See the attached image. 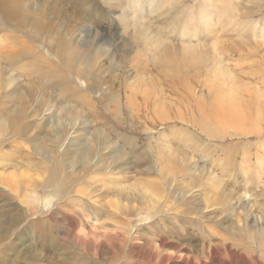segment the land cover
Masks as SVG:
<instances>
[{
	"label": "rangeland",
	"instance_id": "obj_1",
	"mask_svg": "<svg viewBox=\"0 0 264 264\" xmlns=\"http://www.w3.org/2000/svg\"><path fill=\"white\" fill-rule=\"evenodd\" d=\"M9 1L13 15L0 19V264H233L224 242L244 257L254 251L242 225L264 221V116L252 99L259 91L264 104V0L140 9L135 0ZM135 7L162 45L133 34ZM59 37L74 42L71 71L28 77L31 57L15 55L38 56L45 74L60 66ZM180 43L201 44L207 60L171 69ZM230 90L240 120L216 112ZM139 185L159 195L153 209L130 189L116 195Z\"/></svg>",
	"mask_w": 264,
	"mask_h": 264
},
{
	"label": "bare ground",
	"instance_id": "obj_2",
	"mask_svg": "<svg viewBox=\"0 0 264 264\" xmlns=\"http://www.w3.org/2000/svg\"><path fill=\"white\" fill-rule=\"evenodd\" d=\"M150 0H135L134 2V5L136 4L137 6H139L138 8H142L144 3H148ZM207 1H210V0H207ZM212 1V0H211ZM210 1V2H211ZM215 1V0H213ZM218 0H216L217 2ZM166 2L168 3H171L170 0H166ZM221 2V1H220ZM165 3V2H164ZM212 3V2H211ZM215 3V2H214ZM218 3V2H217ZM223 3V1H222ZM165 5V4H164ZM168 5V4H167ZM145 6V5H144ZM169 7L171 6V4L168 5ZM166 7V6H164ZM168 7V8H169ZM181 7V6H180ZM167 8V9H168ZM184 8V7H182ZM151 9V8H150ZM160 6L159 5H155L153 7V11L154 13H157L158 15H160ZM14 10V1L10 2L9 0H0V13L2 14V18H0L3 23H6L7 24V19L8 17H10L11 15H13V13L11 11ZM137 7H135L134 9V15L133 13L129 14V15H133V16H130L131 20H132V29H133V34H138L140 39H142L144 42H145V45L146 47L148 46H160L163 44V41L161 39V37L159 36V34L154 32L153 36H150V27L148 25H146L145 21H138L137 19L139 17H143V14H142V10L140 11V13H138L137 11ZM170 10V9H169ZM176 10V9H175ZM180 10V9H179ZM166 11V10H165ZM165 13V12H164ZM167 13V12H166ZM176 13V12H175ZM206 13V12H205ZM140 14V16H138ZM156 14V15H157ZM203 14V13H202ZM208 14V13H207ZM210 14V13H209ZM176 15V14H175ZM209 17H211V15H207ZM202 16L200 15L199 18H201ZM127 18V17H126ZM137 18V19H136ZM205 18V17H204ZM12 19V18H11ZM144 19V17L142 18ZM141 19V20H142ZM130 20V21H131ZM194 22V21H193ZM15 25V24H14ZM18 25V23L16 24ZM15 25V26H16ZM19 27V26H18ZM17 29V27H16ZM15 29V30H16ZM18 30H21L20 28ZM17 30V31H18ZM71 31V30H69ZM174 31V30H173ZM178 32V31H177ZM53 33V32H51ZM72 33V32H70ZM183 35H186L184 34L183 32L180 33V36H183ZM255 36V35H254ZM69 39V38H68ZM71 39V38H70ZM181 39V38H180ZM68 41V40H67ZM143 42V43H144ZM14 43V42H13ZM74 42L71 43L70 42H67L64 41L63 39H61L60 37L56 39L55 41V46L54 47H57L58 50H56V58L58 59L59 61V65L58 68L57 66H55L53 63H49L50 64V71L43 74L42 72V64H43V61L39 60L38 56H34L33 54H28V51L26 52H19L17 53V55H15L16 57L18 58H15V59H18L19 61L22 60V58H24L25 56L27 57H31L29 63L25 64L24 67H23V71L26 70L25 67H27L28 69L26 70L27 71V76L28 77H34L36 79L37 82H39L41 79H52V78H57L58 77V70H60V67L61 66H65L67 67V69H69V71H71L72 68H69L68 66V63L66 65V60H68V62L70 61L71 65H72V62L74 61V57L76 55V52H75V49H73L72 47V44ZM217 45L219 46V41L216 42ZM15 44V43H14ZM197 44V43H196ZM181 44L180 43V51H182V55L183 57L181 59H179V62L177 60V62L175 61V58H174V62H171L173 63V66L171 67V69H176V71H181V70H186L188 68V66H197V65H201L204 61L207 60V58L203 55L202 53V48L203 46L201 44ZM207 44V43H206ZM18 45V44H17ZM148 45V46H147ZM165 46V45H164ZM167 46V45H166ZM60 48V49H59ZM149 48V47H148ZM157 48V47H156ZM204 50H208V49H204ZM211 50L213 52V55H215V57H217V52H216V49H215V46H211ZM223 50V49H222ZM209 51V50H208ZM207 51V52H208ZM179 53V54H181ZM212 54V53H210ZM212 55V56H213ZM174 56V55H173ZM181 56V55H180ZM210 56V57H212ZM175 57V56H174ZM214 57V56H213ZM220 57V56H219ZM13 58V59H14ZM172 58V57H171ZM228 58V56H227ZM12 60V59H11ZM17 61V60H16ZM18 61V62H19ZM170 60H168L169 62ZM187 61L189 63H187ZM211 61V60H210ZM165 63V62H164ZM217 63V62H216ZM11 64V63H10ZM170 64V63H169ZM205 64V63H204ZM165 65V64H164ZM157 66V65H156ZM162 67V66H161ZM217 67V66H216ZM170 68V67H169ZM163 69V68H161ZM218 69V67H217ZM164 70V69H163ZM44 71V70H43ZM47 71V69H46ZM169 71V70H168ZM175 72V71H174ZM227 72V71H226ZM60 73V72H59ZM165 73H166V70H165ZM170 73V72H168ZM173 73V72H172ZM171 75V74H170ZM179 75V74H178ZM219 76H221L222 79L225 78H230L229 77V74L227 73H220L218 74ZM232 75V74H231ZM172 76V75H171ZM167 78V77H166ZM11 79V78H10ZM10 81V80H9ZM10 83V82H9ZM66 83L69 85L70 84V80L68 79L66 81ZM65 83V84H66ZM33 87L37 88L36 90L40 89L41 87L40 86H35L33 85ZM232 88V87H231ZM188 91V90H187ZM189 92V91H188ZM20 94V93H19ZM21 95H24V93H21ZM27 96V95H26ZM238 96V95H237ZM263 97V96H262ZM261 95L259 93V91H255L254 94L252 95V99H253V103H254V109H255V112H256V115L258 117H261V116H264V104L262 103L261 101ZM237 100L238 98L236 97V95H234V93L231 92H228V93H222V95L220 94V96L216 99V112H220V113H223L225 112L226 115L231 116L232 118H238L240 120L241 116H239V108L237 106ZM263 100V98H262ZM252 101V100H251ZM240 104V103H239ZM241 106V105H240ZM69 110V109H68ZM241 115V114H240ZM205 116V115H204ZM243 116V115H242ZM227 117V116H226ZM240 117V118H239ZM259 119V118H258ZM245 120V119H244ZM254 120V119H253ZM252 121V120H251ZM263 121V120H262ZM258 122V121H257ZM202 123V122H201ZM242 123V122H241ZM198 125V124H197ZM206 126H204L203 128L205 129ZM201 128V127H200ZM202 128V129H203ZM209 129V127H208ZM207 128L205 129V134H206V130H208ZM209 131V130H208ZM211 134V133H210ZM182 158V157H181ZM165 175V174H164ZM164 178V176H163ZM215 179V178H214ZM216 182V181H215ZM138 185V184H137ZM211 186V185H210ZM221 186V185H220ZM157 188V187H156ZM215 188V187H214ZM130 189V190H129ZM116 195L118 197H120L122 195V193H124L126 190H129V194H131L132 196H137L139 197L140 199V205L143 207L144 210H149V209H153V207L155 205L158 204V202L160 201V197L157 193L151 191L149 188H147L146 186L144 185H139V186H130V187H126V186H122V187H116ZM157 190V189H156ZM217 190V189H216ZM158 192V190H157ZM229 195V194H228ZM131 200V199H130ZM225 200V199H224ZM226 200H227V197H226ZM135 201V200H134ZM229 205V204H228ZM243 208V207H242ZM245 209L241 210L240 212H233L235 213V215L237 216V218L239 219V221L242 219L241 217L244 216L245 218H247V215L245 214L244 212ZM226 211V210H225ZM246 211V210H245ZM233 213V214H234ZM240 213V214H239ZM235 216V217H236ZM227 217V216H226ZM143 220V219H142ZM147 220V219H146ZM237 220V219H236ZM235 220V221H236ZM247 220V219H246ZM141 221V219H140ZM145 221V220H144ZM238 221V222H239ZM238 225V224H237ZM264 225V221L262 222L261 226ZM260 225H258L257 222H254L253 224H247L246 221L243 220V225L242 227L244 228L243 230V233L246 237V239H249V242L250 244L252 243L255 247H254V251L250 250L249 249L247 250H244V253H246L248 256L247 257H244L242 254L239 255L237 254L235 251H233L234 248L230 249L229 245L224 242V249L225 251L227 252V255H228V258H230L229 260L233 263V264H238L237 262H235L236 260V257H240L242 258L241 260V263L242 264H264V228H262ZM241 227V229H242ZM222 235V234H221ZM227 238V237H226ZM161 244H163V240H161ZM218 243V242H217ZM165 244V243H164ZM176 247V246H175ZM236 247V246H235ZM237 247H240V244L239 246ZM242 247V246H241ZM174 248V247H173ZM252 248V247H251ZM176 249V248H175ZM239 249V248H238ZM178 250V249H177ZM235 250V249H234ZM173 252L175 250H172ZM180 251V250H179ZM172 252V253H173ZM208 255H209V258H211L212 260H216V259H219L221 257V252H219V249L216 248V246H210L208 247ZM259 253V256L258 259L257 256L255 255L256 253ZM176 253V251L174 252ZM188 253V252H187ZM185 254V253H184ZM179 255V254H178ZM231 257H235V259L233 260ZM164 263V262H163ZM191 264V263H190ZM205 264V263H203Z\"/></svg>",
	"mask_w": 264,
	"mask_h": 264
}]
</instances>
